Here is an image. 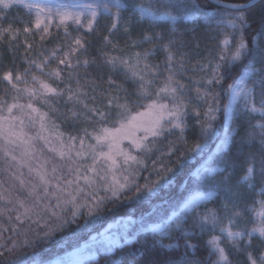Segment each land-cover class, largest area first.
Masks as SVG:
<instances>
[{
  "label": "snow or ice",
  "instance_id": "snow-or-ice-1",
  "mask_svg": "<svg viewBox=\"0 0 264 264\" xmlns=\"http://www.w3.org/2000/svg\"><path fill=\"white\" fill-rule=\"evenodd\" d=\"M261 3H264V0H261ZM14 6H22L30 15L34 14V28L42 32L41 39L49 34L51 20L54 17L59 21L57 27H63L65 37H70L71 34L68 32L70 24L77 25V31L86 27L88 32H92L98 17L107 14L114 21L109 28L111 33L117 29L118 22L122 19L121 13L126 10V5L122 4L121 0H106L102 5L92 3L73 4L71 7L61 5L55 12L46 4L34 0H0V19L6 18L3 12ZM253 6L251 2H217V8L212 9V15L209 16V10L202 8L197 0H174V2L173 0H147V2L140 0L139 3L132 5L133 14L138 12L141 21L147 17L151 26H155V21L160 19H170L175 22L181 17H191L194 25L192 31L195 32L197 30L195 25L203 16L207 21L208 30L213 27L217 29L229 27L233 30L229 36L219 42V51L214 57L215 63L210 62V74L190 81L195 85V100L206 105L203 112L199 107L193 109L199 118L197 123L200 127V137L205 142L218 138V129L215 125L217 114H223V121L219 126L226 130L223 143L228 142L229 134L233 131L230 126L232 121L243 122L253 113H259L264 117V47L260 46L261 41H264V16L253 30L255 22L248 16V9ZM113 8L116 9L115 13L112 11ZM172 12L177 14L172 15ZM45 20H48V23H45ZM124 30L129 31L128 28ZM20 31L13 29L12 24L7 27L0 25V43L7 38L11 45L18 40ZM32 31L33 28L27 26L23 28L24 34ZM178 31L169 30L173 37ZM188 31L185 28L180 34L185 35ZM246 33H251L247 41ZM155 35L158 40L164 39L160 33ZM144 40L151 42L147 35ZM234 40L236 46L232 51L231 45ZM105 41L111 42L108 37H105ZM175 43V39H169L168 43L163 45L164 51L168 53L165 65L168 74L159 84L157 81L160 76V66L148 63L149 57L153 54L151 51L135 52L125 56H109L105 53L103 66H98V76L92 78L89 75L82 84L77 70L82 65L84 68L90 65L87 59L81 60L79 56L82 50L87 51L86 43L81 37L72 38L64 48L53 50L49 56L40 53L43 59L39 62L25 56L28 67L22 73L18 72L15 76L11 71L4 73L2 80L7 82L13 94L11 102L5 97H0V160L4 162L3 171L9 174L14 184H18L20 191L27 192V199L31 203L26 204L25 200L19 197L13 199L10 194L5 196L4 192L7 189L0 191V200L5 204H12L13 208L18 205L19 209H23V212L17 209L16 220L20 223L34 216L38 218L33 222L43 228L42 235L37 237L39 241H46L57 230L62 231L74 223L81 214L82 208H87L91 214L103 209L106 203L119 200L121 196L132 191L133 187L136 192L133 198H141L143 193H153L161 184L170 181V178L161 175V172L171 173L174 170L161 167L156 171L158 180L145 178V183L141 186L133 165L144 168L147 165L139 155L121 147V144L127 140L129 148L147 155L153 152L157 138L172 135L178 130L179 138L183 140L187 126L186 117L193 97L189 95V88L177 78L178 71L184 69V63L183 58L177 61L176 55L169 50ZM133 46H136V42H133ZM113 47L115 48V45ZM180 47H184L183 42ZM25 48L30 50L32 45L25 41ZM58 51L62 53L63 58L57 55ZM181 56L183 57V54ZM53 60L57 61L56 68L50 67V61ZM242 60H247V63L243 64L239 74H234L233 68L236 62ZM208 67L209 65L201 64L199 71L204 72ZM33 68L39 72V75L32 71ZM65 72L67 75H64ZM105 74H107L106 79ZM113 75H123L125 80H130L136 85L135 91L129 92L122 85L117 84ZM229 80L231 83H226ZM61 84L64 86L61 87ZM104 84H107V88L103 87ZM132 96L136 99H132ZM22 98H26L27 102L21 103ZM225 100L226 102H223ZM61 104L67 109L66 112H60L57 105ZM44 107H47L48 111L42 110ZM133 108L144 110L134 112ZM58 118L65 122L71 120L73 127L80 121L97 127L92 132H89L87 127L78 129V132H83L82 136L68 135L65 140V133L59 130V125L56 123ZM249 127L251 131L247 140L241 139V146L245 142H254L256 129H259L260 143L264 146V124H249ZM137 133L143 135L138 136ZM88 137L94 139L95 143L86 144L85 138ZM183 142L187 143L186 140ZM204 147L205 144L197 142L189 151H203ZM174 150L170 147L169 155ZM46 152L53 155L47 156ZM221 156L223 158L220 163L223 164V168H214L211 171L226 174L219 184L211 183L209 187L216 189L219 185H224L230 196H239L238 192L232 191L233 186L229 182L232 163L230 153L222 152ZM24 168H27L30 179L25 178ZM256 178L264 179V154L259 160L254 155L248 157V166L242 182L254 189ZM205 180H208V177H201V181ZM3 183L0 181V186ZM101 190L104 192L103 196L99 194ZM211 194L209 192V195ZM258 195L264 196V189H261ZM198 198V193L186 198L163 221L169 230V236L174 231L178 240H184L183 251L180 252L181 245L177 243L174 250L180 252L179 256H161L152 260L150 264H209L212 256L216 259L211 260V264H233V260L230 259V252L233 249L237 253L244 254L245 264H264V251L254 256L253 251L250 250L252 239L257 234L264 244V199L255 200L253 206L247 209H241L236 200L229 199L222 205L224 215L220 216L212 209L201 214L195 206L190 207ZM53 199L55 204L51 203ZM69 206H71V215L66 218L63 213ZM11 210L0 209V213ZM45 212L49 216L43 219L41 225L39 218ZM246 212L251 214L250 222L253 227L248 228L245 225L240 229L239 222ZM192 213H195L192 216L193 231L189 232L184 225ZM223 219H227L226 226L221 225ZM233 228L238 230L234 231ZM195 229H199L200 234L209 230L215 232L217 229L220 233L211 236L205 242L208 257L203 259L196 255L199 245L188 239L190 235L196 234ZM23 235H25L22 242L24 247L37 246L27 238L26 233ZM245 238L247 240L241 246L240 242ZM225 240L231 245V249L222 246ZM19 247L21 244L15 240L12 241L11 247L0 244V248L5 249L4 252H0V256L4 257V264H16L10 261L5 253L11 254ZM150 247L154 249L156 242L153 241ZM137 251L141 256L144 255L143 247Z\"/></svg>",
  "mask_w": 264,
  "mask_h": 264
},
{
  "label": "trees",
  "instance_id": "trees-1",
  "mask_svg": "<svg viewBox=\"0 0 264 264\" xmlns=\"http://www.w3.org/2000/svg\"><path fill=\"white\" fill-rule=\"evenodd\" d=\"M224 1H246V0H224ZM122 4L126 5V10L122 11V19L119 20L117 29H114L111 33V28L114 22L111 16L104 14L98 17L97 23L94 25V31L88 32L87 29L80 28L77 31L78 26L70 24L68 32L70 37H65L64 28L57 27V25L49 28V34L41 39L42 32L34 28V14H29L28 10L22 6H14L13 8L3 12L4 19H0V25L7 27L12 24L13 29H20V36L18 40L9 44L7 38L4 42L0 43V97H5L11 102V93L7 82L2 80L4 73L11 71L15 76L18 72L22 73L25 68L28 67L25 63V56L29 59H36L37 62L43 59V56H49L53 50L57 48H64L69 40L74 37H81L87 46V51L83 50L79 54L80 59H87L89 61V67L84 68L83 65L77 70L81 83L88 79L90 75L92 78H96L99 74L98 66H103L104 54L109 56H125L135 52L151 51L153 54L149 57L148 63L152 65H159V80L157 84L168 74L165 68L167 52L164 51L163 45L167 44L169 39H175L176 43L170 47V51L173 52L177 61L183 58L184 69L178 71L177 78L181 80L189 88V95L193 97L192 104L189 106L188 116L186 117V129L184 132L183 140L180 139L179 131H175L172 135H165L164 137L157 138L153 152L151 154H142L136 152L141 159L144 160L147 165L146 168L133 165V170L138 176V183L143 186L145 178H149L152 181L159 179L156 171L163 168H171L174 171L169 173L162 171L161 175L168 176L170 181L161 184L153 193H143L141 198H133L136 196L135 188L130 192H127L124 196H121L119 200L115 202L106 203V206L99 210L94 211L91 214L87 208L80 209V215L76 218L74 223H71L65 227L62 231L57 230L46 241H39L38 235H42L43 228L32 219H24L23 223L16 220L17 209L19 212H23V209H19L18 205L13 208L12 204H5L3 200H0V209H12L11 211H4L0 213V244H4L11 247L12 241L15 240L21 247L17 248L13 253H5L10 261L16 262V264H35L43 262L59 255L75 246L92 241L101 237L103 234L109 231L121 230L128 226L127 230L134 238L131 241L124 242L123 244L114 247L111 250H103L98 253L95 259L87 261L85 264H150V262L161 256H179L183 251V239H177V233L171 232L169 236V230L165 226L166 232L164 234L156 233L147 226L151 223L161 222L167 219L171 215V212L180 205L188 194L195 190L208 191L213 190L214 195L206 202L196 205L198 212L203 214L206 210L212 209L217 212L218 215L223 216L222 205L229 199H234L239 204L241 209H247L253 205V202L258 197L257 189L264 185V179L256 178L254 180L255 188H249L241 182L242 177L246 173L248 166V157L256 156L257 159L264 154V146L260 143L259 129H256V135L254 142H245L242 146L240 141L242 138L247 140L248 133L251 131L249 124H264V117H261L259 113L251 114L250 118H245L243 122L236 120L231 122V128L233 131L230 133V143L223 150L214 153L208 163L209 166L223 168L221 153L229 152L231 157L230 165V177L229 182L233 186L232 191L238 192L239 196H230L225 190L226 186L219 185L218 188L212 189L209 187L211 183L219 184L223 175L226 173L214 172L208 174V172L201 173L198 176L192 174L193 170L199 163H201L212 151L214 145L221 137L223 128H220V124L223 121V114H217V120L215 125L218 129V138L207 140L206 142L200 137V127L197 123L199 119L193 109L199 107L203 112L206 105L200 104L195 100V85L190 81L193 79H200L206 74H210V62L215 63L214 57L219 51V42L226 36H229L233 30L229 27H222L217 29L213 27L211 30L207 28V21L201 16L195 27L196 31L193 32L194 27L192 19L178 18L171 26L168 21H156L155 26H151L148 19L143 21L139 20L137 14H133L132 5L139 3L140 0H121ZM147 2V0H145ZM174 2V0H173ZM201 4L202 8L208 9V15L211 16V10L216 9L217 5L210 3L207 0H197ZM223 10V9H220ZM172 14H177L172 12ZM249 18L254 21L253 30L260 24L262 16H264V3L261 0L254 4L253 7L248 9ZM218 19V17H214ZM33 28V31L24 34V27ZM125 28L129 31L125 32ZM185 28L189 31L185 35H181ZM179 30L175 37L170 35L169 30ZM156 33H160L164 36L163 40L156 39ZM145 35L150 37V41L144 40ZM251 33L245 34V40L250 39ZM105 37H108L110 43L105 41ZM25 41L32 45L30 50H26ZM133 42H136V46H133ZM183 42L184 47H180ZM115 45V48L113 47ZM236 41L234 40L231 45V50L234 51ZM261 47H264V41L260 43ZM43 53V56L39 54ZM183 54V57L181 56ZM57 55L62 57L61 52H57ZM93 61L95 63H93ZM247 63V60L237 61L233 68L234 74H239L243 64ZM201 64L209 65L204 72L199 71ZM50 67L56 68L57 61H50ZM63 67V66H61ZM178 69V64L176 65ZM259 67V65H257ZM32 71L39 75V72L35 68ZM64 75H67L65 72ZM107 74H105V79ZM113 79L117 84L122 85L123 88L129 92H134L136 85L130 80H125L123 75H113ZM98 83L100 81H97ZM75 86V80L72 81ZM226 83H231V80ZM61 87L64 85L61 84ZM103 87L107 88V84ZM218 90V89H217ZM7 93V95H6ZM91 95V92L89 93ZM123 98V93L120 94ZM136 99L135 96L131 97ZM21 103H26L27 99L22 98ZM91 103V101H86ZM122 102V100H121ZM223 102H226L223 101ZM146 103V102H145ZM259 107V104H257ZM60 112H66V108L61 104L57 105ZM71 107V105H68ZM42 110L48 111L47 107ZM143 108H133V111H143ZM56 123L59 125V130L65 133L64 139L67 140L68 135H83V132H78V129L87 127L89 132L94 131L97 126L86 124L83 121L76 122L73 127L71 120L65 122L63 119H56ZM112 126V125H108ZM118 126V125H117ZM152 139L151 137L149 138ZM186 140L185 144L183 141ZM171 142V144H170ZM205 144L203 151L190 152L193 146L197 143ZM86 144H94L95 140L88 137L85 138ZM77 146L78 142H77ZM173 147L174 152L169 155V148ZM239 150V151H238ZM47 156H52V153H45ZM155 162V163H153ZM62 163V162H61ZM259 165L257 164V167ZM4 162L0 160V181H3V185L0 186V191L7 189L4 192L5 196L11 195V198L15 199L19 197L25 200L26 204H30L31 201L27 199V192L20 191L18 184L9 178V174L3 171ZM25 178L28 177L27 168L23 169ZM66 171V170H65ZM208 177V180L201 181V177ZM83 183V182H81ZM10 185L12 187H10ZM104 195L103 190L99 193ZM264 199V196H261ZM55 204V200L51 201ZM231 207V204H229ZM67 218L71 215V206L63 213ZM192 213L188 216L187 223L184 225L189 232H192ZM49 216L48 213H44L40 220V224H43V219ZM54 219V218H53ZM251 214L245 213L238 227L244 228L245 225L250 228L253 224L250 222ZM50 223L52 220L49 221ZM227 224V219L221 221V225ZM195 235H190L188 239L198 244L199 248L196 255L199 258L208 257V249L205 247V242L208 241L213 235H220L219 230L215 232L209 230L203 234L199 233V229H195ZM24 233L27 234V238L37 244L36 247H24L22 245L25 239ZM153 241L156 242V247L153 249L150 246ZM179 243L181 245L180 252L174 250V246ZM241 246L245 241H241ZM173 246L169 248L168 246ZM223 247L231 249V245L225 240L222 243ZM144 248V255L141 256L138 249ZM254 256H258L260 251H264V244H262L259 237H253L251 249ZM4 248H0V252H4ZM216 259L212 256L209 260ZM230 259L233 260V264H245L244 254L237 253L235 250H231ZM0 264H4V257L0 256Z\"/></svg>",
  "mask_w": 264,
  "mask_h": 264
},
{
  "label": "rangeland",
  "instance_id": "rangeland-1",
  "mask_svg": "<svg viewBox=\"0 0 264 264\" xmlns=\"http://www.w3.org/2000/svg\"><path fill=\"white\" fill-rule=\"evenodd\" d=\"M34 2L46 4L48 7L53 9V12H55V10L57 8H59L61 5H65L68 7H71V5H73V4H83V3H92L94 5H102L103 3L106 2V0H34ZM98 10L102 11V9H98ZM112 11H113V13H115L116 9L113 8ZM136 14L139 17V13L137 12ZM172 15H175V14H172ZM145 19H147V17ZM188 19H191V17H188ZM157 21H168L171 26L174 24V22L171 21L170 19H160ZM58 22H59L58 19L54 17L51 20L50 28L52 26L57 25ZM45 23H48V20H45ZM84 23L86 24V20L84 21ZM73 25H75V24H73ZM75 26H77V25H75ZM84 29H86V27ZM137 135L141 136V135H143V133H137ZM225 135H226V130L223 129V131L221 133V137L219 138V140L214 145L211 153L201 163H199L198 166H196L195 169L193 170L192 174L194 176H198L204 172H208V174H213V172L211 170L214 168H218L215 166L211 167L208 165V163H209V161H210V159L214 153H217L218 151L223 150L230 143V138H229L227 143H223V139H224ZM229 137H230V134H229ZM221 145H222V147H221ZM121 147H123L129 151H132L133 154L136 155V151L134 149L129 148V141H127V140L123 141L121 144ZM241 182H242V179H241ZM243 184H245V183H243ZM245 185L248 186L247 184H245ZM261 189H264V185L261 188L257 189V191H256L257 194L261 191ZM209 192H211L212 194L209 195ZM197 193L199 195V198L196 199L193 202V205H190V207L202 204V203L206 202L207 200H209L214 195L213 190H208V191L195 190V191L191 192L190 194H188L186 198L193 196V195H196ZM185 199L183 201H185ZM259 199H262L260 195H258L256 200H259ZM256 207H258V205H256ZM226 225H224V226H226ZM165 226L166 225L164 223L156 222V223L149 224L147 226V228L153 230L156 233L164 234L166 232ZM251 227H253V225ZM127 228H128V226L125 228H122L120 231L114 230V231L106 232L105 234H103L101 237H99L97 239H94L92 241H89V242L80 244L78 246H75V247H73V248H71V249H69V250H67V251H65L59 255H56L52 258H49L46 261L38 262L35 264H85L87 261L95 259L100 251L111 250L114 247L123 244L124 242L131 241L134 238V236L130 235ZM160 229H163V231H160ZM233 230L235 231L238 229L233 228ZM254 237H259V236L257 234ZM246 240H247V238H245L244 241L246 242Z\"/></svg>",
  "mask_w": 264,
  "mask_h": 264
},
{
  "label": "water",
  "instance_id": "water-1",
  "mask_svg": "<svg viewBox=\"0 0 264 264\" xmlns=\"http://www.w3.org/2000/svg\"><path fill=\"white\" fill-rule=\"evenodd\" d=\"M207 1H209L210 3H212L214 5H217V2H220V3H246V2H251L254 5L260 0H246V1H241V2H238V1H224V0H217V2H214V0H207Z\"/></svg>",
  "mask_w": 264,
  "mask_h": 264
}]
</instances>
